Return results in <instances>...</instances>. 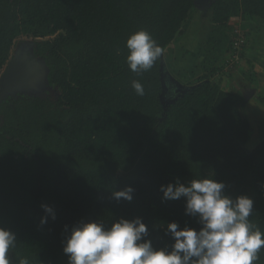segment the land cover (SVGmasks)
I'll use <instances>...</instances> for the list:
<instances>
[{"label":"trees","instance_id":"1","mask_svg":"<svg viewBox=\"0 0 264 264\" xmlns=\"http://www.w3.org/2000/svg\"><path fill=\"white\" fill-rule=\"evenodd\" d=\"M203 4L210 28L197 71L185 78L168 65L169 86L178 83L181 90L164 103L167 58L138 76L126 63L125 41L143 28L165 53L181 51L177 43L196 0H0V74L14 45L26 41L29 47L16 54H26L41 76L49 66L58 90L13 96V88L0 95V226L16 234L12 264L20 258L67 264L62 242L81 220L108 227L120 217H140L145 239L154 248L170 247L168 222L201 227L185 213V198L162 199L160 186L177 178L186 185L211 175L225 184L226 195L249 196V219L264 230V135L246 146L253 129L243 113L247 98L223 88L220 75L237 51L230 19L251 21L264 33V0ZM134 79L145 95L135 93ZM125 186L133 188L132 201L115 200L112 192ZM41 204L53 208L55 219ZM42 216L47 223H40ZM255 264H264V248Z\"/></svg>","mask_w":264,"mask_h":264},{"label":"clouds","instance_id":"2","mask_svg":"<svg viewBox=\"0 0 264 264\" xmlns=\"http://www.w3.org/2000/svg\"><path fill=\"white\" fill-rule=\"evenodd\" d=\"M125 46L126 63L138 76L150 71L165 53L143 28L130 33ZM131 86L137 95H145L139 80H132ZM224 189L225 184L211 175L193 178L186 185L177 178L175 183L160 186L163 200L185 198V213L196 217L201 225L197 230L168 222L166 234L173 238L170 247L154 248L145 239L148 228L140 217H120L108 227L100 220H81L62 242L67 264H255L264 248V230L249 219L253 200L244 194L232 198ZM132 193L133 188L125 186L114 190L112 197L131 202ZM41 207L55 219L51 206ZM40 223H47V217L42 216ZM16 242V234L0 226V264H12L9 253ZM18 264H29V260L20 258Z\"/></svg>","mask_w":264,"mask_h":264},{"label":"rangeland","instance_id":"3","mask_svg":"<svg viewBox=\"0 0 264 264\" xmlns=\"http://www.w3.org/2000/svg\"><path fill=\"white\" fill-rule=\"evenodd\" d=\"M204 1L205 3L207 2V0H196V11L188 31L177 43L181 46V51L169 47L164 54L167 58L165 59L164 76L166 77L165 79L168 86L161 94L164 103L173 99L178 92L176 90L178 86H171L173 91L170 89V76L165 75L168 65L169 68L176 70L177 76H184L185 78H187L186 74H192L193 71H197L194 64L197 62V55L201 51L203 37L210 28L206 6L203 4ZM229 24L230 26H234L233 30L235 29L242 34L244 41L236 48L237 51L234 59H229V62L223 67V71L220 73L223 78L221 85L225 89L241 90L247 98V104L245 105L243 113L247 119L251 121L253 129L246 146L252 148L264 135V103L261 102V98L264 94V33L262 27L260 28L259 25H254L253 22H247L239 17L231 18ZM236 36L235 34V37ZM25 47H29L28 42H17L13 47V52L16 54L17 51ZM179 54L180 57L178 58ZM235 64L238 67H235ZM239 68L243 70L244 73L240 72ZM49 70L48 66V73L46 72L47 74H45V76L39 77L41 83L38 88L32 89L27 86H20L22 88L15 90L12 95H56L58 90L48 78ZM251 77L253 81L250 80ZM250 81L251 83H249Z\"/></svg>","mask_w":264,"mask_h":264},{"label":"water","instance_id":"4","mask_svg":"<svg viewBox=\"0 0 264 264\" xmlns=\"http://www.w3.org/2000/svg\"><path fill=\"white\" fill-rule=\"evenodd\" d=\"M25 57L22 58L15 54L8 62L6 69L0 74V95L11 93L13 88L20 89V86H35L33 75L36 70L26 68L24 65ZM177 91L181 90L178 83Z\"/></svg>","mask_w":264,"mask_h":264},{"label":"flooded vegetation","instance_id":"5","mask_svg":"<svg viewBox=\"0 0 264 264\" xmlns=\"http://www.w3.org/2000/svg\"><path fill=\"white\" fill-rule=\"evenodd\" d=\"M24 49H27L26 47L24 48ZM18 55V54H17ZM19 56V55H18ZM20 57H22V58H24L25 57V61H24V65L26 66V68L27 67H29L31 70L33 69V70H36V74L35 75H33V81H34V83L36 84L35 86H29V87H31L32 89H35V88H38L39 87V85H40V83H41V79H39V77L41 76V73H39L38 72V70H37V68L36 67H34V66H32L28 61H27V56H26V54H24V53H22L21 55H20ZM42 77V76H41ZM30 88V89H31ZM170 89H171V86H170ZM15 90H17V89H15ZM14 90V91H15ZM14 93V92H13ZM9 94H12V92L11 93H8V94H6V95H9ZM6 95H2V96H6Z\"/></svg>","mask_w":264,"mask_h":264},{"label":"built area","instance_id":"6","mask_svg":"<svg viewBox=\"0 0 264 264\" xmlns=\"http://www.w3.org/2000/svg\"><path fill=\"white\" fill-rule=\"evenodd\" d=\"M235 33H236L237 36L235 37V40H234V47L238 48L242 44L244 39H243L242 34L239 33L237 30H235Z\"/></svg>","mask_w":264,"mask_h":264}]
</instances>
